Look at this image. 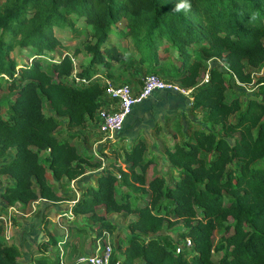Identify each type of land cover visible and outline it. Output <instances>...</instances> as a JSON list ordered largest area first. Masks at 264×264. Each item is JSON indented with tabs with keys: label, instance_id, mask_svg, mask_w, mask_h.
<instances>
[{
	"label": "trees",
	"instance_id": "1",
	"mask_svg": "<svg viewBox=\"0 0 264 264\" xmlns=\"http://www.w3.org/2000/svg\"><path fill=\"white\" fill-rule=\"evenodd\" d=\"M65 29L73 39L85 33L82 51L89 62L75 75L79 48L42 60L55 49L68 50L56 33ZM123 41L134 56L122 49ZM15 50L25 52V63L11 56ZM172 59L178 64L171 79L190 90V110H203L204 121L218 133L194 129L184 143L165 149L177 174L170 183L161 175L149 177L152 161L140 138L129 149H111L114 160L107 165L82 155L70 138H59L57 118L65 119L69 131L99 134L103 81L115 80V65L161 70ZM203 60L219 61L225 72L211 67L200 81ZM263 64L264 0H3L0 90L5 84L13 99L5 117L0 104V176L12 183L0 199L9 207L38 199L58 203L64 199L49 176L71 182L89 168L101 169L96 185H88L70 210L94 224L97 241L116 231L107 215L136 216L127 226L126 245L118 246L122 264H264V76L254 81L247 72ZM233 78L255 90L244 104L226 98ZM41 96L52 114H43ZM9 150L14 153L6 159ZM40 152L48 155L41 159ZM121 188L127 192L117 200ZM176 226L182 227L179 240L168 248L156 235ZM221 230L228 236L215 245L214 232ZM186 239L191 247L180 245L176 253ZM56 246L52 237L38 245L43 251ZM214 251L221 253L218 261ZM20 257L0 238V264H20ZM34 264H49L47 255Z\"/></svg>",
	"mask_w": 264,
	"mask_h": 264
},
{
	"label": "rangeland",
	"instance_id": "2",
	"mask_svg": "<svg viewBox=\"0 0 264 264\" xmlns=\"http://www.w3.org/2000/svg\"><path fill=\"white\" fill-rule=\"evenodd\" d=\"M3 0H0V4ZM121 25L119 26L117 24V29H121L124 26V22H120ZM78 27H84V23L82 20H79L77 23ZM57 35L60 37L64 45L67 46V51L65 52L62 49H55L54 53L45 54L44 59H42L43 63H46L47 59L49 58H57L64 54L72 55L75 48H79L81 50V53L78 56H73V67L74 71L73 74L77 73L82 67H85L88 62L89 58L86 57V54L84 51H82L85 38V33L79 38V39H73L71 37V34L68 29L65 30H56ZM115 41V39H113ZM122 49H125L127 51L128 55H135L133 52L132 46L130 45L129 41H123ZM129 46V47H128ZM121 49V48H120ZM125 51V52H126ZM25 52L21 50H15L11 56L18 60V63H25L27 61V58L25 57ZM178 64L177 59H172L170 61L166 62V66L161 70H151L148 67L138 66L136 64H127L125 65L124 69L123 67L114 66V69L111 71L112 75L114 77V81L110 82L114 86L118 85H126L131 86L135 92H138L142 86V80L144 77L148 76L149 74L157 73L163 81H166L168 83H175L177 82L173 81L171 79V72L172 69ZM211 67H216L219 70L225 72V66L221 64L217 60H203V68L201 70L202 76L200 77V81H206L207 77V71ZM247 72L251 73L253 80H257L258 78L264 76V64L261 65L258 69H248ZM108 81H103V84H106ZM227 83L229 85L228 90L226 92V98L230 100L232 97H239L244 104L246 102V99L253 97L255 90L252 89L250 86H243L238 81L236 82L234 79H232V83L227 80ZM3 88L0 90V104H1V114L3 117L6 116L7 108L12 101L13 95L8 93L5 89V84L2 86ZM232 91L235 92V94L232 93ZM176 96H182L188 98L190 96V92L187 94H178L175 93ZM42 101V111L44 115L52 114V111L50 109L49 103L45 100L43 96H41ZM202 111V112H201ZM199 112H196L194 114L195 124H193L189 119L186 121V123L177 121L174 122L172 126L169 127V131L172 129V133L174 138L170 137V140H164V142L158 145H153V147L150 150V146L147 149L146 156L149 157L152 161V165L149 168V177H152L154 175H161L165 177L166 180H168V183H170V180L173 179V177H177L176 171L170 166V164L167 161L166 155L164 153L166 148H170L175 144H182L186 140H188L189 137H191L192 132L194 129H201L206 132L215 131L218 133V128L212 127L211 124H208L204 121L203 115L204 112L201 110ZM235 117V116H234ZM61 125L58 129L59 138H65L67 137L72 145L76 147L78 152H80L82 155H91L88 154L90 151H94V143L93 141L88 139L86 136V130L85 129H75L72 131H69L65 127V119L63 118H57ZM187 120V119H186ZM182 121V119H181ZM168 123V122H166ZM165 123V124H166ZM163 124V126H165ZM158 132L162 128V124L160 126H157ZM72 136V137H71ZM96 136V135H95ZM171 136V133H170ZM177 138L179 141L177 142ZM174 139V140H173ZM176 140V141H175ZM115 144L111 143L110 148L115 150L113 153H117L119 150V147L114 146ZM107 146V145H106ZM109 148V149H110ZM107 150L106 153L98 154L97 152L92 153L94 156V161L101 160L103 162V165H107L110 161L114 160V155L112 152H109L110 150ZM14 151L9 150L6 154V159L12 157ZM48 155V152H40L39 157L43 159ZM233 167V166H232ZM101 169L96 168H89L85 175H83L81 178L77 179L76 181L70 182V181H56L51 176H49V183L52 185V188L63 197V199H67L65 201L70 202H64L63 204L59 203H50L43 199H39V230L42 232V234H39V244L42 241H48L50 237H52L57 243L60 242V246L63 248V250L70 249V252L76 253L77 258L83 257V255L86 253V250H88V244L91 242L92 245H95L96 234L97 231L94 228V224L84 218L83 216H75L72 214L67 217L64 216L63 209H69L70 206L68 203H72L73 200L76 202V200L79 198L82 192L85 191L86 187L88 185L95 186L96 185V177L100 173ZM5 181L0 180V189H2V185H4ZM126 189H119L116 193L117 200H121V197L124 193H126ZM133 197L135 195H138V197H142L141 194H136L135 192H131ZM138 203L143 204L140 200ZM59 206H65L63 208ZM69 206V207H68ZM66 211V210H65ZM57 215H60V219L64 221H60V224L62 227H59L56 224V221H54L55 217ZM113 224L116 225V231L114 234L109 235V238H105L103 241H99L100 244H104L106 241L113 243L116 246H119V248L123 247L127 243V239L130 235V232L128 230V224L136 218L135 215H127L125 213H119V214H109L106 216ZM68 221V222H67ZM64 224V225H63ZM228 224H232V220L228 221ZM65 226V229L64 227ZM182 231L181 226H176L174 228H164L156 237L165 244L166 247L171 248L176 240H179L178 234ZM151 236V235H150ZM228 236L226 233L221 231H215L213 236V243L215 245L222 243V237ZM43 238V239H42ZM42 239V240H41ZM115 250H119L115 248ZM50 254H53L52 250H49ZM214 260L218 261L219 257L221 256V253H217L214 251ZM43 250H40L39 248V258L44 256ZM48 263L49 264H58L56 257H49ZM20 264H22L20 262Z\"/></svg>",
	"mask_w": 264,
	"mask_h": 264
},
{
	"label": "crops",
	"instance_id": "3",
	"mask_svg": "<svg viewBox=\"0 0 264 264\" xmlns=\"http://www.w3.org/2000/svg\"><path fill=\"white\" fill-rule=\"evenodd\" d=\"M191 101L192 99L190 96L186 98L168 94L164 91L155 92L147 100L134 107L131 114L127 117L122 131L116 135L113 141L106 139L105 136L101 134L85 132L88 139L91 140V142L93 141L95 146L94 151H90L88 154L93 155L92 153L97 152L101 155V153H106L110 148L111 143L115 144L114 146L118 145L117 147L119 148L129 149L138 138L145 141L147 149L149 146L151 147L150 150L152 148L156 149L153 145H158L159 143L162 144L164 140L169 141L170 137L174 138L172 129L169 131V127L172 126L174 122L180 120V122L186 123L189 119L193 124L196 123L193 112H199L201 109L194 111L190 110ZM161 124L162 128L158 132L157 126H160ZM163 124H165V126H163ZM178 141L179 139L177 138V142ZM111 149L112 148L109 150ZM146 153L145 157H147ZM0 180L5 181L4 185L1 186L2 189L6 184L12 183V180L4 175L0 176ZM65 180L66 179H62L61 182H64ZM2 189H0V193ZM65 200L67 199L58 203L63 204L64 202H70ZM71 202L74 203L73 200ZM72 203H68L69 206ZM59 207L63 208L65 206ZM62 211L67 219L72 215H70V208L63 209ZM59 218L60 215H57L54 221H56V224L59 227H62L60 221L63 220H59ZM7 221H9V223L11 222L9 228H7ZM63 227L65 229V226ZM6 230L9 234V240L7 241L4 240V233ZM39 234H42L39 230V199L32 201L27 205H16L13 207L6 206L0 199V238L5 242L14 245L20 251L21 257L19 262L22 264H34V261L39 258ZM98 242L99 241H95V245H92L91 242H89L87 247L88 250H86V253L83 257L81 256V258L76 257L74 250L73 252H70V249L64 251L59 244L60 242L57 243L55 248L51 249L53 254H50L49 251L43 252L51 258L53 256L56 257L57 263L61 261V263L58 264H85L80 259L92 254L95 251ZM40 250L42 249L40 248Z\"/></svg>",
	"mask_w": 264,
	"mask_h": 264
},
{
	"label": "built area",
	"instance_id": "4",
	"mask_svg": "<svg viewBox=\"0 0 264 264\" xmlns=\"http://www.w3.org/2000/svg\"><path fill=\"white\" fill-rule=\"evenodd\" d=\"M119 24L121 25V23ZM233 79L237 82L235 78ZM105 85L106 91L100 99V102L103 104L98 112L96 128L99 134L104 135L106 139L111 141L122 131L124 123L134 107L147 100L155 92L164 91L173 95L175 93L187 94L190 92L189 89H184L179 84L168 83L153 74L144 77L142 86L138 92H135L131 86H114L109 81ZM10 226L11 222L7 221V228ZM8 237L9 234L6 230L4 240H9ZM105 238H109V235H105ZM180 245L191 247V241L189 239L180 241L179 246L175 250L176 253L180 252ZM115 248L118 249V246L115 247L113 243L108 241L104 244L98 242L95 251L80 260L85 264H122V260L124 259L123 250L119 249L116 251ZM58 263H61V261Z\"/></svg>",
	"mask_w": 264,
	"mask_h": 264
}]
</instances>
